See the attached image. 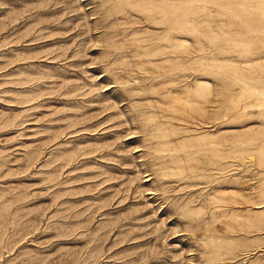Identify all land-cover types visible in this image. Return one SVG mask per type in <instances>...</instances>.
I'll list each match as a JSON object with an SVG mask.
<instances>
[{
  "label": "rangeland",
  "instance_id": "374dc122",
  "mask_svg": "<svg viewBox=\"0 0 264 264\" xmlns=\"http://www.w3.org/2000/svg\"><path fill=\"white\" fill-rule=\"evenodd\" d=\"M0 264H264V0H0Z\"/></svg>",
  "mask_w": 264,
  "mask_h": 264
}]
</instances>
